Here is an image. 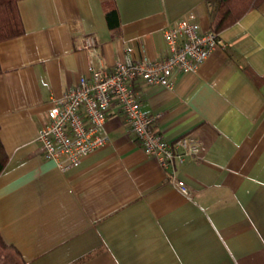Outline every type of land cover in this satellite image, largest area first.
<instances>
[{
    "label": "crops",
    "instance_id": "obj_1",
    "mask_svg": "<svg viewBox=\"0 0 264 264\" xmlns=\"http://www.w3.org/2000/svg\"><path fill=\"white\" fill-rule=\"evenodd\" d=\"M24 34L0 42V263L264 264V2L220 33L196 71L172 87L133 85L169 140L200 150L170 169L135 142L114 107L108 141L79 165L45 158L38 131L52 100L90 65L161 59L165 29L187 19L213 28L207 0H19ZM116 12L107 16V10ZM93 36L96 48L85 47Z\"/></svg>",
    "mask_w": 264,
    "mask_h": 264
},
{
    "label": "built area",
    "instance_id": "obj_2",
    "mask_svg": "<svg viewBox=\"0 0 264 264\" xmlns=\"http://www.w3.org/2000/svg\"><path fill=\"white\" fill-rule=\"evenodd\" d=\"M164 36L167 53L163 58H127L111 68L91 64L89 74H82L76 85L52 100L47 120L38 131L45 158L54 160L61 169L79 165L84 157L107 143L106 120L118 107L135 142L164 169H170L168 181L182 192H190L176 174V163L198 154L199 139L191 133L175 140L165 138L156 127L160 115L143 112L141 95L133 83L142 79L172 87L176 72L196 71L216 47L225 43L215 29L203 31L199 23L187 19L168 26ZM85 39V47L93 54L94 37Z\"/></svg>",
    "mask_w": 264,
    "mask_h": 264
},
{
    "label": "trees",
    "instance_id": "obj_3",
    "mask_svg": "<svg viewBox=\"0 0 264 264\" xmlns=\"http://www.w3.org/2000/svg\"><path fill=\"white\" fill-rule=\"evenodd\" d=\"M19 0H0V42L24 34L25 29L18 7ZM264 0H207L209 8L216 4V18L213 29L221 33L223 30L237 23L246 13L259 7ZM115 8L107 10V16L114 14ZM243 70L258 85L264 84V73L259 74L248 64H243ZM2 71L0 64V73ZM8 156L0 137V174L6 169ZM0 243L4 241L0 235ZM6 264V263H0ZM15 264H29L21 260Z\"/></svg>",
    "mask_w": 264,
    "mask_h": 264
}]
</instances>
